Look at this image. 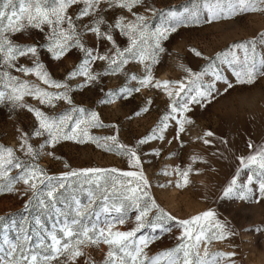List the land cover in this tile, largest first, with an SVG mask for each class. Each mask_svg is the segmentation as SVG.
<instances>
[{
    "label": "snow or ice",
    "instance_id": "6c2138e0",
    "mask_svg": "<svg viewBox=\"0 0 264 264\" xmlns=\"http://www.w3.org/2000/svg\"><path fill=\"white\" fill-rule=\"evenodd\" d=\"M144 5L145 0H0V105H8L10 111L26 109L35 114L38 122L31 133L20 132L19 150L28 159H21L13 147L0 144V194L16 193L19 191L16 185L22 183L23 194L32 193L25 208L37 201L42 208L50 207L59 214L61 209L56 207L57 193L65 189L72 191L74 205L71 209V221L65 219L58 228L53 226L51 231L44 227L40 217H36L34 223L37 228L31 229L37 237L36 243H32L33 235L28 228L22 227L21 234L15 241L9 240L5 235L0 241V264H78L81 259L83 264H97L85 249L100 248L101 245L106 246L107 251L99 264H222L224 260L235 264L231 259L235 257V252L210 249L213 241H222L235 235L234 230L227 222L221 221L214 210L203 211L188 219H177L161 207L151 193L152 185L144 171L145 161L142 160V155L147 154L140 153L138 149L151 141L167 139L166 133L172 126L175 127L172 140L183 147L185 142L181 135L186 133V126L194 122L187 115L192 110L191 106L204 107L211 103L217 92L215 81L225 80L218 71H213L215 80L204 85L201 78L205 73L194 72L184 65L181 68L188 74L186 79H155L152 69L159 63L160 54L165 52L163 41L181 25L212 23L240 13L264 12V0H205L208 12L206 20H201L196 15L186 18L175 11H169L167 23L154 28L148 15L135 11L137 7ZM74 6L78 8L72 14L70 9ZM117 9L124 10L129 15L121 13L110 22L107 13ZM145 11L153 17L164 15L162 10L155 7H146ZM31 30L42 33L43 40L26 43L14 39L18 34L27 36ZM117 31L127 38L125 47L117 44L113 35ZM88 35L95 36L96 45L87 42ZM258 35L264 39V32ZM103 41L109 42L111 47L102 51ZM255 43V37L245 42L233 43L222 54L225 59L231 56L229 62H233L240 59L236 50L243 51V68L235 73L237 84H253L258 75H264L261 70L264 68V58L257 62ZM43 51L55 61L66 58L73 51L82 53V58L63 80H57L39 58ZM191 51L196 56L202 55L195 48ZM21 58H32L31 66L19 64ZM98 62H103L101 71H96L93 67ZM131 62L144 65L142 76L125 71ZM14 72L25 76L34 74L41 83L22 79ZM117 74L126 76L125 84L118 89L107 90L99 103L114 104L131 97L141 88L148 87L162 89L169 98L167 110L157 125L149 134L139 139L135 146L121 142L118 134H93L92 129L116 126L106 124L101 119V114L94 109L76 105L71 95L72 81L77 77L81 81L75 87L83 89L98 83L102 76ZM131 81H137L139 87L128 86ZM232 87L233 84L227 82L224 91L227 92ZM25 97H32L39 104L50 107L63 101L70 107L61 114L50 116L40 108L26 103ZM151 104L152 100L149 98L146 106L135 115L146 113ZM214 135L212 131H205L197 139L205 145H212L213 141L209 137ZM32 136L43 137V142L38 147L34 146L30 142ZM172 140H168V143ZM62 141L80 144L90 142L103 151L126 158L130 170L85 167L50 175L37 161L46 148L54 149ZM221 142L227 143L226 140ZM248 147L253 148L251 142ZM46 155L59 159L54 151H47ZM151 155L159 156L160 149H153ZM201 159L203 158L196 155L191 157L193 163ZM239 160L241 167L223 189V196L251 199L255 194L251 186L255 183L258 186V203L264 199V144L256 146L251 154L241 156ZM65 167L69 166L65 164ZM244 169H248L250 174L246 183L239 184L238 178ZM13 170H16L14 176L11 175ZM199 171L189 164L185 168L177 165L171 170L165 166L160 174H175L179 177L175 186L185 188L191 182L190 175L198 174ZM77 192L85 193L87 202H82L76 195ZM98 203L101 205L99 212L96 211ZM129 212L135 213L134 227L120 230L119 226L127 223ZM101 213L107 214L108 218L100 221ZM93 216L97 217L95 221L91 219ZM3 219L0 216V221ZM170 221H175L176 226L182 229L177 237L180 243L149 256L146 249L160 236L137 234L145 228L160 230L161 234L170 232L171 228L166 226ZM41 231L44 235L40 234Z\"/></svg>",
    "mask_w": 264,
    "mask_h": 264
},
{
    "label": "rangeland",
    "instance_id": "374dc122",
    "mask_svg": "<svg viewBox=\"0 0 264 264\" xmlns=\"http://www.w3.org/2000/svg\"><path fill=\"white\" fill-rule=\"evenodd\" d=\"M146 7L162 10L164 15L153 17L151 13L145 11ZM77 8L78 6L71 8L70 13L74 14ZM135 11L148 15L153 28L167 23L169 11H175L186 18L196 15L201 20H206L208 17L205 0H145V5L137 7ZM121 13L129 15L126 11L117 9L115 12H108L107 18L111 22ZM262 32H264V12H250L212 23L181 25L176 32L171 33L169 38L163 41L165 52L160 54L159 63L153 66L155 79L172 81L186 79L188 74L181 68V65H184L194 72H204L201 78L204 85L215 80L213 71H218L225 80L215 81L217 92L214 93L215 99L211 103L204 107L191 106L192 110L187 115L194 122L187 125L186 133L181 135V139L185 142L183 147L176 140H172L175 135V127L172 126L166 133L167 139L151 141L138 149L140 153L147 154L142 155V160L145 161L144 171L152 185L151 193L161 207L177 219H188L203 211L214 210L217 217L227 222L234 230L235 235L222 241H213L210 249L235 252V257L231 258L235 264H264V199L256 202L258 186L253 183L251 187L255 194L248 200H241L238 196H223V189L228 186L236 175L237 169L241 167L239 157L251 154L256 146L264 144V75H258L253 84H237L235 73L243 68V51L236 50L240 59L233 62H229L231 56L225 59L222 54L227 52L233 43L245 42L255 37V54L259 62L261 58H264V39L258 35ZM113 35L119 46L127 45V38L120 35L118 31ZM14 39L19 42L34 43L37 40L42 41L43 34L31 30L27 36L18 34ZM86 40L90 45L97 44L93 35H88ZM110 47L109 42H101L102 51ZM193 48L200 51L202 55L196 56L191 51ZM218 53L221 55L218 56ZM39 58L55 79L63 80L67 73L80 62L82 53L73 51L66 58L55 61L46 51H43ZM18 63L31 66L32 58H21ZM93 67L96 71H101L103 62H98ZM261 70L264 71V68ZM125 71L128 74L135 73L142 76L144 65L131 62L126 66ZM14 74L21 76L22 79L41 83L34 74L27 76L18 72ZM80 81L79 77L72 81L71 95L74 103L94 109L101 114V119L106 124L116 126L92 129V133L95 135L118 134L121 142L129 146H135L139 139L150 133L169 104L166 93L154 87L141 88L131 97L118 100L114 104L99 103L107 90L118 89L125 84L124 74L102 76L93 86L77 89L75 85ZM227 82H231L233 87L225 92ZM128 86L139 87V84L137 81H131ZM101 89L104 91L102 92ZM149 98L152 100L149 110L139 116L135 115L146 106ZM25 102L40 108L50 116L61 114L70 107L63 101L57 102L55 107L41 105L32 97H25ZM37 125L34 113L26 109L10 111L8 105H0V144L16 149V154L21 159L28 158L19 150L20 132L31 133ZM205 131H212L215 134L209 137L213 141L212 145H205L197 139L203 136ZM43 139V137L32 136L30 142L38 147ZM168 140L172 142L168 143ZM222 140H226L227 143H222ZM249 142L253 145L251 149L248 147ZM157 148L160 149V155H151L152 150ZM47 151H54L59 159L46 155ZM171 153L175 155H170ZM193 155L203 159L193 163L191 160ZM37 162L50 175H59L71 169L85 167H116L121 170H130L126 158L103 151L90 142L80 144L62 141L54 149L46 148ZM65 164L69 167H65ZM189 164L193 169L200 171L198 174L190 175L191 182L185 188L175 186V181L179 179L175 174L171 176L160 174L165 166L171 170L174 166L185 168ZM249 174V170L244 169L238 178V183H246ZM11 175H16V170H13ZM16 187L19 189L16 193L0 194V216L4 217L0 221V241L5 235L9 240L15 241L23 227L30 230V234L33 235L32 243H36L37 237L31 232V229L37 228L34 223L36 217H40L44 227L49 231L53 229V226L58 228L65 219L70 222L73 218L71 209L74 205L71 190L61 189L57 193L56 207L61 209L58 214L50 207L42 208L37 201H33L28 208H25L24 205L32 193L23 194L22 183L17 184ZM76 195L82 202H87L85 193L77 192ZM100 207L98 203L96 211L99 212ZM134 217L135 213L129 212L128 221L125 225L119 226L120 230L134 227ZM107 218V214L101 213L99 220L103 221ZM91 219L95 221L97 217L93 216ZM166 226L171 228L170 232L161 234L160 230L145 228L137 234L149 237L160 236L146 249L149 256L180 243L177 237L182 229L176 226L175 221L168 222ZM40 234L44 235L42 231ZM85 251L99 264L103 260L107 247L101 245L100 248H87ZM78 264H83V259L78 261ZM222 264H230V261L224 260Z\"/></svg>",
    "mask_w": 264,
    "mask_h": 264
}]
</instances>
